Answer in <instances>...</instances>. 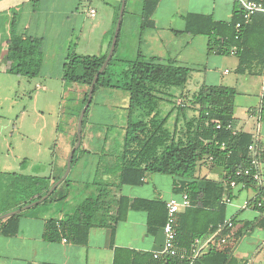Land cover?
<instances>
[{"label": "crops", "instance_id": "1", "mask_svg": "<svg viewBox=\"0 0 264 264\" xmlns=\"http://www.w3.org/2000/svg\"><path fill=\"white\" fill-rule=\"evenodd\" d=\"M129 1L131 0L126 3L124 17ZM87 2L88 6L85 4ZM133 2L139 6L136 13L139 34L144 0ZM121 4L122 0H0V76L16 78L18 88L25 90L27 89L23 79L40 76V81L35 84L36 92L32 103L38 115L34 124H41L43 131L50 124L58 129V122L63 118L67 100L65 95L70 85H74L64 81V65L68 57L74 52L84 56L106 54L110 42L113 41L118 23L117 12L121 9ZM238 9L243 10L241 0H160L152 15L156 28L145 31L141 41L133 46L136 49L132 54L133 58L129 57V31L123 33L121 27L117 58L133 61L141 52L147 58L173 60L193 69L185 93H197L194 91L199 92L204 85L235 88L238 93L234 109L235 123L231 129L234 134L251 135L258 154L263 158L264 66L253 67L252 73L241 74L238 71L237 48L228 56L208 55V37L184 33L185 17L189 14L208 15L216 22L230 24ZM91 10L95 11L94 15ZM87 17L91 20L90 26L87 24ZM251 22L252 18L248 23L244 20L245 24ZM19 39L23 43L22 54L13 56L12 49L15 41ZM19 56L20 67L9 69L8 61L18 62ZM26 64L29 68L23 72L22 66ZM227 66L236 71V75L228 80L226 78L230 76L231 70ZM194 78H201L203 82L191 90L190 82ZM86 91L87 87L80 85L78 110L66 117L70 128L67 137L71 140L72 148L65 157L56 158L57 162L52 161L53 165L49 170L43 169L45 165L41 168L39 156L37 165L27 166V160H24L16 171L9 172L5 164V167L0 164V175H15L14 182L0 195V216L40 200L39 197L43 198L61 179L67 169L68 155L73 149L79 109ZM126 96L124 107L128 109L129 94L126 93ZM239 108L242 118L238 114ZM57 111L59 113L56 116ZM24 112L26 110L22 113L25 115ZM46 113L52 115L50 124ZM95 115L92 116V121ZM87 128L88 133L82 136L80 146L84 152L78 154V162L71 168L67 178L47 200L17 214L20 215L17 235L5 237L0 233V264H115L118 249L128 252L122 253L121 261L144 264L145 260L141 257L147 254L154 257L163 250L165 226L157 235H151L147 212L134 210H129L126 218L118 222L119 201L126 197L131 201L142 199L167 204L173 198L180 199L182 195L174 191V178L172 177L165 190L158 177H155L164 174H148L140 186L120 185L118 161L121 150L117 154L96 151L93 147L96 140L103 144L110 142L106 138L98 137L95 124H88ZM262 164L263 180L258 186L264 188V162ZM85 173L91 179L83 178ZM196 175L221 182L228 189L224 180V169L215 166L211 161H203ZM256 188L235 187L231 203L227 204L225 201V222L235 219L238 223L235 231H242V235L235 237L231 234L224 239V243H219L217 249H228L231 257L239 260L241 264H264V222H261L264 214L257 208L261 204L257 207H244L248 201L259 195ZM97 198L100 200L95 214H87V205ZM188 208L181 210L179 216ZM50 221L56 222L58 228L61 223L91 225L88 242L78 245L67 237L56 242L46 240L44 235ZM213 239V236H207L196 240L201 242L202 251H205L212 245Z\"/></svg>", "mask_w": 264, "mask_h": 264}, {"label": "trees", "instance_id": "2", "mask_svg": "<svg viewBox=\"0 0 264 264\" xmlns=\"http://www.w3.org/2000/svg\"><path fill=\"white\" fill-rule=\"evenodd\" d=\"M251 1L260 3L264 7V0ZM159 2L160 0H144L140 36L145 31L156 28L152 15ZM119 13L120 9L117 12L116 23ZM185 21L184 33L209 38L208 55L228 56L234 48H237L239 73H252L253 67L263 68L264 13H256L249 24L244 23L243 10L240 9L236 11L230 24L216 22L212 16L198 14L187 15ZM238 23L242 24L240 29L236 27ZM119 38L120 34L115 54L98 77L94 91L95 94L96 90L105 88L122 90L129 94L124 144L118 161L119 184L140 186L148 174L169 175L174 178V191L179 195L188 194L191 203V206L177 219L178 254L160 256L157 259L147 254L141 259L145 260L144 264H241L239 260L231 257L228 249H217L219 243L231 234L235 237L242 235V231H235L238 223L233 218L230 220L231 227L225 226L218 233L220 226H223L226 220L225 201L232 200L234 196V188L230 187V183L236 180L237 187H257L256 191L259 195L248 201V206L257 207L261 204L257 208L263 214L264 188L258 186L252 177H236L237 171L250 164L248 148L253 144L251 135L234 134L232 129H227L229 126L232 128L235 123L237 90L226 86L204 85L197 93H185L193 69L173 60L147 58L141 52L133 61L120 60L117 58ZM111 44L112 41L107 53L101 56H84L74 52L64 65V81L67 84L87 87L79 114L87 103L92 81L105 63ZM22 51V40H16L12 49L13 56L22 54ZM19 58L20 60L16 62L17 68L20 67L21 56ZM173 88L178 89V98H184L177 106L174 104L177 97L170 92ZM166 101L172 104V108L168 115L164 116L161 105ZM89 111L90 108L84 118L82 136L88 123ZM188 111L193 114L190 118L187 116ZM173 113L176 114V120L171 123L174 125L170 130L169 121L172 120ZM217 125H221V128L218 129ZM76 143L77 134L73 148ZM83 152L82 147L76 151L72 167L78 162V154ZM205 160L224 169L227 190L221 182L196 175L198 167ZM259 160L263 163L264 157L259 155ZM14 179L15 175L12 174L0 175V195L14 182ZM99 200V198L92 200L85 212L94 215ZM129 210L147 212L151 235L160 233L167 222L165 202L142 199L131 201L122 197L119 201L118 222L126 218ZM261 222H264V219ZM19 223L20 215L0 222V233L5 237L17 235ZM90 226L61 223L58 228L56 222L50 221L44 237L51 242L67 237L75 244L84 245L88 242ZM114 233L113 228L112 236ZM207 236H213L212 245L202 251L191 263L190 250L195 240ZM116 253L115 264H128L127 261L120 260L122 253H128L127 251L118 249ZM185 253L189 254L184 257Z\"/></svg>", "mask_w": 264, "mask_h": 264}, {"label": "rangeland", "instance_id": "3", "mask_svg": "<svg viewBox=\"0 0 264 264\" xmlns=\"http://www.w3.org/2000/svg\"><path fill=\"white\" fill-rule=\"evenodd\" d=\"M85 4L88 6L89 2ZM137 11H139V6H136L133 0L129 1L122 24L123 33H126L127 30L129 31L131 46L129 49L130 58H133L132 54L136 51L133 46H135L138 41H141L142 38V36H140V31L138 34L139 27H137ZM87 21V24L90 26V18L87 17ZM8 63V67L11 70L17 66L14 60H10ZM27 67L29 68L28 64L23 65L22 71L24 72ZM226 68L231 70L230 76L226 78L227 80L236 75V71L231 69V66H227ZM39 77L40 76L35 75V77L31 79H23V83H25L27 89L25 90V88H18V80L16 78L5 75L0 76V164L3 167H5V164L7 166V171L9 172L16 171V168H19V164L24 160H27V166L37 165V156H39V164L41 168L44 167L42 165H45L46 167L43 169L49 170L53 165L52 161L56 158H61L62 156L65 157L70 148H72L71 140L67 137L70 128L68 127L66 117L70 113L77 112L78 110L77 98H79L78 89L80 85H70V88L67 90L65 95V98L67 99L66 107L63 118L58 122L60 123L59 128L56 129L51 126L50 120L52 115L46 113L45 116L49 119L50 125L43 131L41 124L40 126L34 124L35 118H37L38 115L33 109L32 103V99L34 98L33 95L36 92L35 84L40 81ZM202 82L203 80L201 78H194V80L190 82V89L194 90L195 85H199ZM170 92L174 94V96L179 94V91L176 88H173ZM126 93V91L122 90L117 91L114 89L100 88L96 90L93 96L87 126L88 124H95V132L98 134V137L106 138L110 142V144H103L102 141L96 140L93 147L101 153L117 154L120 153V150L122 149L124 144V126H126L128 115V110L124 107L127 98ZM176 97L174 104L177 106L184 100V98H178L179 96ZM170 99L173 100V98ZM171 108L172 104L170 102H163L161 105L163 115H168ZM25 110L26 112H24V115L22 113ZM58 113L59 112L57 111L55 115L57 116ZM238 114L242 118L243 115L241 109L238 110ZM94 115L95 118L92 121L91 118ZM175 116L176 114H174L172 120L169 121V124L171 125L170 130L173 129L174 124L171 123H174L176 120ZM187 116L189 118L192 117V112L188 111ZM182 121L183 120H181V122ZM87 126L84 135L88 133ZM74 129H76V126H74ZM64 174H62V177ZM155 177H158V181H161V187L164 190L167 189L169 181L172 180V177L168 175H155ZM83 178L91 179L87 173L84 174Z\"/></svg>", "mask_w": 264, "mask_h": 264}, {"label": "built area", "instance_id": "4", "mask_svg": "<svg viewBox=\"0 0 264 264\" xmlns=\"http://www.w3.org/2000/svg\"><path fill=\"white\" fill-rule=\"evenodd\" d=\"M241 5L244 10L245 23H248L257 12L264 11L262 5L252 1L241 0ZM91 14L94 15L95 11L91 10ZM236 27L240 29L242 27V24L238 23ZM217 128L220 129L221 125H217ZM227 129L230 130L231 127L229 126ZM224 145L225 144H223V146ZM248 156L250 158V164L247 167L237 171L236 177H243V178L252 177L254 181L260 183L263 180L262 163L259 160V154L255 144H251L249 146ZM230 187L232 188L237 187L236 180L231 181ZM226 203L227 204L231 203V200L227 199ZM190 206L191 203L188 194H182L180 199L173 198L167 202L166 204L167 223L164 227V237H165L164 247L161 252L154 255L155 258H159L160 256H176L178 254V250L176 248L177 219L181 210L186 209ZM247 206L248 203L245 204L244 207ZM225 226L231 227L230 221L225 222L224 225L220 228V230H222ZM222 242L224 243L225 240H222ZM201 252H202L201 242L199 240H196L190 250V259L192 261L191 263H193V261L200 255ZM186 254L188 255L189 253H185L184 257L186 256Z\"/></svg>", "mask_w": 264, "mask_h": 264}, {"label": "water", "instance_id": "5", "mask_svg": "<svg viewBox=\"0 0 264 264\" xmlns=\"http://www.w3.org/2000/svg\"><path fill=\"white\" fill-rule=\"evenodd\" d=\"M126 3H127V0H122L121 9H120V15H119L118 23H117L116 30H115V33H114V37H113V41H112V44H111V48H110V51L108 53V57H107L105 63L103 64L102 68L100 69L99 73L94 77V79L92 81V84L90 86V89H89L87 103H86V105L84 106V108L82 109V111L80 113V116H79V119H78V123H77V143H76L75 147L72 149V151H71V153H70V155L68 157L67 169H66V172H65L64 176L58 182L55 183V185L49 190V192L42 199H40V200H38V201H36L34 203H31V204L23 207L20 210H16V211H13V212H10V213H7L5 215L0 216V221L8 219V218H10L12 216H15V215L19 214L21 212V210L22 211L27 210V209H29V208H31L33 206H36V205L42 203L45 200H47L49 198V196L53 193V191L67 178V176H68V174H69V172H70V170L72 168V161H73V158H74V154L81 146L83 122H84V118H85L86 112L90 108L91 103L93 101V96H94L96 82H97L98 77L100 76V74L104 72V70L107 68L109 62L111 61V59L114 56L115 49H116V46H117L118 37H119L120 31H121V27H122V23H123V17H124V13H125Z\"/></svg>", "mask_w": 264, "mask_h": 264}]
</instances>
